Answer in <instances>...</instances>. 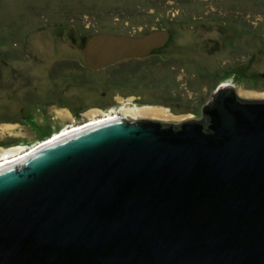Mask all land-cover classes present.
Instances as JSON below:
<instances>
[{"label": "water", "instance_id": "water-1", "mask_svg": "<svg viewBox=\"0 0 264 264\" xmlns=\"http://www.w3.org/2000/svg\"><path fill=\"white\" fill-rule=\"evenodd\" d=\"M169 34H99L85 65ZM195 120L115 116L0 169V264H264V101L222 87Z\"/></svg>", "mask_w": 264, "mask_h": 264}, {"label": "rangeland", "instance_id": "rangeland-1", "mask_svg": "<svg viewBox=\"0 0 264 264\" xmlns=\"http://www.w3.org/2000/svg\"><path fill=\"white\" fill-rule=\"evenodd\" d=\"M144 1L0 0V160L106 114L156 108L171 117L161 122L195 119L220 86L264 99V0H158L175 37L166 50L118 76L88 69L84 29L125 33L138 17L118 10Z\"/></svg>", "mask_w": 264, "mask_h": 264}, {"label": "flooded vegetation", "instance_id": "flooded-vegetation-1", "mask_svg": "<svg viewBox=\"0 0 264 264\" xmlns=\"http://www.w3.org/2000/svg\"><path fill=\"white\" fill-rule=\"evenodd\" d=\"M144 2L147 3V5H150L151 7H153L154 9H151L148 13H145V10L139 9V7H144L145 3H143V4L135 3L133 5H130L127 8L126 11L123 10V9L118 10L121 13V14H119V17L121 15L129 17V18H133V19L138 17L137 20H135L137 22L136 24H130V25L128 24L127 25V27L125 28L126 32L122 33L123 35L121 33H119L118 31L115 32L114 30L113 31L102 32L101 30H99V29L97 30L96 29V31L94 33H90L89 29H84L85 34H89V35H87L88 38L85 41L86 43L91 37H93L95 35H99V34L122 36V37L123 36L124 37H134V38L143 37V36L147 35L148 33L152 32V31H155V30L166 31L169 34V36H168L169 38H168L167 42L165 43V45L160 47V48L153 49L147 57H144V58H141V59L123 60V61H119L117 63H114L112 65H109V66L105 67V68H112L111 72H114L116 76H118L120 74V72L123 73V71L134 69V67L137 66L136 65L137 61L146 59V58H148L151 55H154V54H157V53L161 52L162 50H166L168 48L169 44L172 41H174V39H175V37L169 32L168 26L165 23V21L158 14L159 12H158V10L156 8V6L159 4L158 0H147V1H144ZM122 16H121V18H123ZM119 17L117 18V21H118L117 24H119L120 21H121V19H119ZM193 18L195 19V17H193ZM83 36H84V34H83ZM86 43H85V45H86ZM105 68H103V69H105ZM90 70H92V69H90ZM227 87L234 88L231 85L227 86ZM220 88H222V87L220 86L217 90H219ZM217 90L215 91V93L217 92ZM103 97H107V93H103ZM214 97H215V95L212 96L210 98V100H208V102L204 105V107L202 108V110H201V112H200V114L198 115L197 118L190 119V120H195V121H198L200 123H203V125H205V130L207 132H211V127L209 126L210 125L209 119L206 116L203 115V111L212 106L211 102L214 100ZM118 100H119L118 97H114V101L115 102H118ZM134 100H136L139 103H140V101H142L141 98L134 99ZM256 101H264V99L256 100ZM123 102H126V101H123ZM111 115L112 116L123 117L120 114H111ZM144 120H149V119H141L139 121H144ZM185 121H183V122H185ZM183 122H181V123H183ZM164 123H167V122H164ZM171 124H173V123H171ZM1 146H2V144H1V141H0V148H1Z\"/></svg>", "mask_w": 264, "mask_h": 264}, {"label": "bare ground", "instance_id": "bare-ground-1", "mask_svg": "<svg viewBox=\"0 0 264 264\" xmlns=\"http://www.w3.org/2000/svg\"><path fill=\"white\" fill-rule=\"evenodd\" d=\"M227 86H229V85H225V86H222V87H227ZM139 111H137V112L127 111L125 113H122V116H123V118L130 119V120H133V119L135 120L139 116H143L142 119H149V120H160V119H165L166 120V119L171 118L169 115H167L165 113L164 109H156L155 108V110H139ZM112 117H115V116H112L111 114H108V115L103 116L102 118H99V119H97V117L96 118L92 117L91 120L87 121L85 124H82V125H79V126H72L71 128L66 129L65 131H63L61 133H57L54 137H51L47 141L40 142L37 146L33 147L30 150L22 151V149H13V150H11V152H10V154H9V156L7 158H3V159L0 160V169H3L5 167L18 164L22 160H24L27 156L32 154V153H34V152H36V151H38V150L50 145V144H53L54 142H56L58 140H61V139L65 138V137H68V136L73 135L75 133H78V132H80V131H82V130H84L86 128L95 126V125H97V124H99L101 122H104L106 120H109Z\"/></svg>", "mask_w": 264, "mask_h": 264}, {"label": "trees", "instance_id": "trees-1", "mask_svg": "<svg viewBox=\"0 0 264 264\" xmlns=\"http://www.w3.org/2000/svg\"><path fill=\"white\" fill-rule=\"evenodd\" d=\"M87 35H89V34H84V36H83V40H84V41L87 40V38H88Z\"/></svg>", "mask_w": 264, "mask_h": 264}, {"label": "built area", "instance_id": "built-area-1", "mask_svg": "<svg viewBox=\"0 0 264 264\" xmlns=\"http://www.w3.org/2000/svg\"><path fill=\"white\" fill-rule=\"evenodd\" d=\"M107 115V114H106Z\"/></svg>", "mask_w": 264, "mask_h": 264}]
</instances>
